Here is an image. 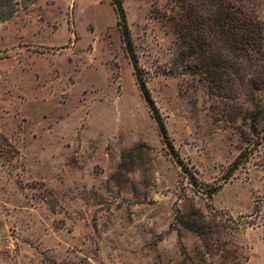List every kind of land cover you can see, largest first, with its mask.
Here are the masks:
<instances>
[{"label":"rangeland","instance_id":"374dc122","mask_svg":"<svg viewBox=\"0 0 264 264\" xmlns=\"http://www.w3.org/2000/svg\"><path fill=\"white\" fill-rule=\"evenodd\" d=\"M116 1L131 47L113 0H20L0 18V264L197 262L187 226L210 203L227 227L207 264H264L250 97L186 67L182 0ZM245 4L264 26V0Z\"/></svg>","mask_w":264,"mask_h":264},{"label":"trees","instance_id":"16d2710c","mask_svg":"<svg viewBox=\"0 0 264 264\" xmlns=\"http://www.w3.org/2000/svg\"><path fill=\"white\" fill-rule=\"evenodd\" d=\"M113 1L117 6L126 42L131 47L125 10L120 1ZM246 1L182 0L185 13L179 20L177 34L184 46L186 67L192 74L205 77L218 91L225 89L236 95L243 93L250 97L252 109L256 111L249 116L252 119L250 131L260 137L264 135V108L257 98L258 93L264 90V26L245 4ZM18 6L20 0H0V18L10 19ZM141 87L146 99L151 102L145 83ZM158 123L163 138H167L165 125L159 119ZM219 190V187L211 188L206 194L211 199ZM209 206L212 220H207L203 213L195 210L187 226L201 241L194 249L197 262L182 252L184 259L180 264H207V255L223 247L220 233L227 224L217 220L223 212L211 203Z\"/></svg>","mask_w":264,"mask_h":264}]
</instances>
